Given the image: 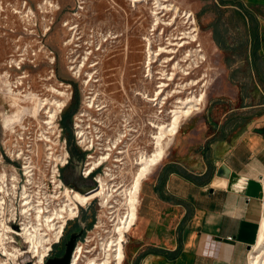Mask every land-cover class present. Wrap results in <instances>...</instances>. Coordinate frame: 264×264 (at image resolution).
<instances>
[{
  "label": "rangeland",
  "instance_id": "obj_1",
  "mask_svg": "<svg viewBox=\"0 0 264 264\" xmlns=\"http://www.w3.org/2000/svg\"><path fill=\"white\" fill-rule=\"evenodd\" d=\"M49 1L59 4V7H51L47 0H0V167L4 166L9 173L12 172L16 161L5 153V149L12 151L17 146L26 148L29 144H32L35 150H39V156L34 158V163L43 165L47 147L49 145L54 148L60 147L59 143L64 137L67 138L69 148L76 158L79 152L77 140L79 131L82 130L85 132V143L91 146L94 141V149L97 146H109L118 142L117 149L112 148L113 153L119 149L125 150L121 154L126 155L125 166L116 162L119 165L116 168L112 166L116 170L111 172L117 175L116 179L119 181L117 183H124L129 187L141 165L135 164V159H139L141 155H149L155 149L156 139L152 132L157 131V127L149 122L161 121L147 114L153 107L137 97L136 91L142 89L145 83L149 93H153L159 80H167L159 77H167L174 72L175 80L169 81L171 85L166 89L181 90L179 96L186 98L192 95L193 91L199 92L202 84L208 80L203 87L207 92L206 99L200 108L189 116L202 111L209 96L214 92L219 68L214 52L207 42L202 1L173 0L182 9L194 11L199 26V41L181 46V43L189 40L188 37H184L183 32L189 30L190 25L182 15L178 16L172 26L163 24L158 32L165 28V35L161 41L154 44V49L157 50L151 65L157 77L154 82L145 75L149 66L144 39L154 32L152 3L147 4L143 0L137 3L132 0ZM165 2L172 3L171 0ZM16 8L23 10L24 14H29L30 18L28 16L22 18L16 13ZM161 15L165 21H169L175 16V11L165 9ZM66 23L74 26V29H69ZM70 38L74 39L73 44L67 45L66 41ZM199 44L207 59L200 62V66L195 64L189 66L192 58L189 59L187 56L188 49ZM99 46L102 48L97 49ZM160 46L165 47L163 52L159 51ZM87 50L94 52L90 55L89 64L81 71V75H78L74 73L77 70L73 67L77 63L80 64ZM94 62L99 63L96 67L90 66ZM178 62L181 65L176 67ZM184 68L186 69L183 70ZM91 71L95 72L98 81L87 84L85 83L87 72ZM203 78L206 80H202ZM192 80L199 83L196 85ZM187 83L189 84L186 85ZM53 88L65 94L57 93ZM55 99L64 101V104L52 118L51 109L55 107L52 101ZM90 100L100 104L102 109H91L88 106ZM176 103V97H172L162 108L164 121L170 120ZM18 105L23 106L21 116H16ZM69 108L73 114L72 119H67L69 127L65 130L62 118ZM189 116L184 117L181 122ZM5 118L10 120V128L5 126ZM48 121L54 122L50 124ZM61 128L63 135L59 142L56 134ZM23 131H26V134ZM29 131H32L33 138L27 137ZM43 134L49 135L51 141L39 140ZM69 140L72 141L71 144ZM121 155L118 157H122ZM14 157L16 158V155ZM76 166L74 161V164L65 168L66 181L78 183V178L74 177ZM105 186L107 189L112 188L109 183H105ZM116 198L118 199V196ZM97 200L103 204L100 211L94 202L90 208L91 212L86 214L85 210L83 212L81 210L80 216L69 222L67 234L75 232L78 223L80 226L76 232L79 234L78 237H81L72 250L71 259L80 244L92 249L93 252L96 250L100 252L101 242L111 235V231L105 232L104 228L113 229L114 224L108 211L112 208L105 206L102 199ZM120 201V204H116L118 206L116 214H123V211L127 210L126 203H123L122 199ZM96 213H99V217L96 216L94 220ZM93 220L94 222L99 220L97 222L99 227L90 225ZM85 225H88V230L82 233ZM134 233V230L126 233L125 258L122 264H127ZM10 245L8 244L7 248L13 250ZM56 248L59 247H54ZM2 259H11L10 264H13L15 257L2 256Z\"/></svg>",
  "mask_w": 264,
  "mask_h": 264
},
{
  "label": "crops",
  "instance_id": "obj_2",
  "mask_svg": "<svg viewBox=\"0 0 264 264\" xmlns=\"http://www.w3.org/2000/svg\"><path fill=\"white\" fill-rule=\"evenodd\" d=\"M200 1L217 82L142 180L127 264H249L259 238L264 0Z\"/></svg>",
  "mask_w": 264,
  "mask_h": 264
},
{
  "label": "bare ground",
  "instance_id": "obj_3",
  "mask_svg": "<svg viewBox=\"0 0 264 264\" xmlns=\"http://www.w3.org/2000/svg\"><path fill=\"white\" fill-rule=\"evenodd\" d=\"M132 1L134 3H137L138 1H142V0H132ZM143 1L146 2L147 4L152 3L153 5L152 14L154 16L153 17L154 19L152 23V31L154 32L145 36L144 39L146 40L145 47H146V53H147V62L149 66V68L147 69V73L145 75L148 77V79L150 77L151 81L154 82L157 79V77L155 76V72L153 68L151 67L154 61L153 60L154 54L157 51L154 49V44L155 42L162 40L163 36L165 35V30H166L165 28H162L161 32L159 33L158 32L159 28L163 24H167L171 26L174 25L178 16L182 15L185 19H187V21L186 20L185 21L187 23H190L188 27L189 30L183 32L185 34L184 37L189 38L188 41L181 43V46H185L186 44H192L193 42L199 41V26L196 22L194 11L182 9V7L174 3L173 0H171L172 3L165 2V1H170V0H143ZM47 2H49V5L51 7L52 6L59 7V4H54L52 3V1L47 0ZM81 7L82 5H80V8ZM165 9L175 11V16L169 21H165V19L161 15V12H163ZM16 13H19L22 18L25 16H28V18H30L29 17L30 15L24 14L23 10H19L16 8ZM66 26H69V24L66 23ZM69 29L73 30L74 26L70 25ZM184 37H181V38H184ZM73 38H70L69 41H66V44L67 45L73 44V41H74ZM106 40H109V38H106ZM76 45L78 46V44ZM199 46H201V44H199L195 48L188 49L187 56L189 59L192 58L191 62L189 63V66L193 64H195L196 66H200L199 63L204 62L207 59L206 54L203 52V48ZM101 48L102 46H99L97 49H101ZM164 50H165V47L160 46L159 51L163 52ZM93 52L94 50H87L86 55L84 56V59L81 60L80 64L77 63V65L73 67L77 70L74 73H78V75H81V71H83V69L89 64L88 60L90 59V55ZM98 63L99 62H94L90 66L96 67ZM180 65L181 64L178 62L176 67ZM185 69L186 68H184L183 70ZM163 74H166V73H163ZM174 74L175 73L173 72L170 75H167V77L160 76L159 78L161 79L166 78L167 80L166 81L159 80L157 82V85L153 93H149L148 87L145 85V83L142 89H139L136 91L137 97L141 98L143 101H145V103L150 104L151 107H153V109H151L152 111L149 110L147 114L150 117L154 116L161 121L156 123V121L151 120L149 122L153 126L157 127L156 129L157 131L152 132V134L154 135V138L156 139V141L154 142L155 149L149 155L148 154L141 155L140 157L141 159L137 161V163L141 165L139 166V169L137 170V172L134 174V177H133V180L130 186L125 187L124 189L123 194H125V197H126L125 203L128 207L127 214L124 215V214L119 213L118 216L113 219V224H114L113 229L108 228L109 231L108 229H106L108 233L111 231L110 232L111 235L109 238L101 242V246H100L101 250L99 253H97L96 255L95 253L87 254L89 253V251L88 252L86 251L87 248H85L83 244H80L76 248L71 264H122L123 263V260L125 258L124 241L126 239V233L131 230L133 224H135L137 217H138V202H139L140 188H141V183H142L143 178L163 158L172 136L177 133V129H178V126L181 120L184 117L192 114L196 109H199L200 105H202L203 101L206 99V90H204L203 87L204 85H206L208 80H206L205 78L202 79V80H206L204 84H202L203 85L202 89L199 92H195V93L193 91L192 95H188L186 96V98L179 96L181 90H178L176 88L174 90L173 89L167 90L166 88L171 85L169 81L175 80ZM91 81H95V82L98 81L97 77L95 76V72H92V71L87 72L85 83L89 84ZM194 82L195 80H192V83ZM195 83L197 85L199 82H197L196 80ZM188 84L189 83H187L186 85ZM53 89H55L57 93L65 94V92L58 91L56 88H53ZM172 97H176V102H177L176 108L172 109L173 114L170 116V120L166 122L164 121V118L162 116L163 115L162 112L164 111L162 108L166 106L169 99ZM52 104L55 105V107L51 109V114H52L51 117L54 118L56 115V112L64 104V101L55 99L54 101H52ZM88 106L91 109L94 108L95 110L102 109V106L98 104L97 102H95L94 100L88 101ZM22 107H23L22 105L17 106L16 116H21L23 114ZM35 111L36 110H34V112ZM48 122L51 124L54 121H48ZM5 126L7 128H10L9 127L10 120L8 118H5ZM79 133L82 134L81 137L82 136L85 137L84 131L80 130ZM120 138H121V135H120ZM46 140L51 141V138L46 136ZM117 143L118 142H114V145L111 144L110 147L111 148L116 147ZM7 178H8V172L4 168L0 172V180L2 182H5ZM262 181H264V176H263ZM2 186L3 185L0 184V189H2ZM66 194H67V204L70 208V212L74 214L76 211H74L73 209L76 208L78 202L85 204L86 202H88L89 199L97 197V196H101L105 206L108 207L109 200H110V197L113 195V192H111V188L110 189L106 188L104 180H102L101 188L90 194H84L78 190L71 191L70 189L66 190ZM101 221L103 222V220ZM30 223H31V220L28 223H24V235L30 241L33 251L37 249V253L39 254L40 259H42V257L45 255V249L41 251L39 246L40 244L43 245L44 236L39 233L38 227H35L36 231L33 232L31 228L29 227ZM45 223L51 229L55 227L56 225L55 222H52V219L50 216H48V219L46 220ZM6 229L8 230L11 228L6 227ZM8 234L9 233L5 232L2 228H0V243L4 245L3 250L6 253L11 254V255H16V252H13V250H9L7 248L8 246L5 244L6 243L5 236H7ZM54 235L50 234L49 237H57V233H55ZM41 262L42 260L35 262V264H41ZM249 264H264V216H263V220L261 224L259 238L251 252Z\"/></svg>",
  "mask_w": 264,
  "mask_h": 264
},
{
  "label": "built area",
  "instance_id": "obj_4",
  "mask_svg": "<svg viewBox=\"0 0 264 264\" xmlns=\"http://www.w3.org/2000/svg\"><path fill=\"white\" fill-rule=\"evenodd\" d=\"M45 121L47 122V120ZM62 131L63 128L56 134L59 142L62 140ZM47 132L49 133V131ZM23 133L26 134V131H23ZM81 135L82 134L79 133V144L85 143L86 140L84 136L81 137ZM45 136L50 137L49 135L43 134L39 140L46 141ZM27 137L33 138L32 131L28 132ZM21 138H23V136H21ZM59 144L60 147L54 148L52 145L47 147L45 163L43 165L34 163V158L39 156V150H35L32 144L28 145V147L32 148L17 146L14 150L12 149V151L5 149V153L10 155L14 162H21L22 165L20 167L14 163V170L9 173L6 181L2 183L0 180V183L3 184L2 189H0V227L5 232L9 233L5 236V244L7 246L11 244L10 246L13 252H16V255L6 253L3 250L4 245L0 243V264L12 263V258L2 259V256L9 255L15 257L13 264H35L36 261L41 260V264H45L54 246L63 238L68 223L79 216L81 206L85 205L78 203L76 208L73 209L76 212L74 214L70 212V208L67 204L66 190L74 189L65 182L63 178V168L69 163L71 155L65 137ZM93 144L94 141L91 143V146L85 143L89 154L87 160L83 163L82 174L87 178L93 175L95 171L100 170L101 172H98L94 176L91 185H95L100 189L102 180H104V183L110 184L113 195L109 200L108 208H112L109 214L113 220L119 214H116V209L118 207L116 204H120L121 199L123 203L126 202L125 194H123L126 186L124 183H117L119 182L117 180L118 178L116 179L117 175L113 174L111 171L116 170L113 169V167L116 168L119 165L116 162L125 166L126 155H121L125 150L119 149L116 150L117 152L113 153L114 151L110 145L97 146L94 149ZM116 147L115 149H117ZM112 154L117 155L114 156V160L111 162ZM119 154L122 157H118ZM14 155H16V158ZM140 159V157L139 159H135V164H137V161ZM20 170H23L21 174L18 173ZM114 192H116V194H114ZM116 196H118V199ZM97 198L102 199L101 196H97ZM101 205H103L102 202ZM126 208L128 209V207ZM123 212L124 215L127 214V210ZM48 216H50L52 222L56 224L52 229L45 223ZM30 220L31 223L29 227L31 230L35 232V227H38L39 233L44 236V246L42 244L39 246L41 251L45 249V255L42 259H40L37 249L33 251L30 241L24 235V223H28ZM6 227L12 230H7ZM55 233H57V237H49L50 234L54 235ZM88 241L89 240H87V242ZM86 251L93 252L92 249H86ZM95 252L96 251L93 253ZM71 263L72 259L70 264Z\"/></svg>",
  "mask_w": 264,
  "mask_h": 264
},
{
  "label": "flooded vegetation",
  "instance_id": "obj_5",
  "mask_svg": "<svg viewBox=\"0 0 264 264\" xmlns=\"http://www.w3.org/2000/svg\"><path fill=\"white\" fill-rule=\"evenodd\" d=\"M63 119V118H62ZM66 138V137H65ZM85 138V137H84ZM67 139V138H66ZM70 141V140H69ZM71 143H72V141H71ZM70 143V144H71ZM67 144H68V140H67ZM77 145L79 146V152H78V156L75 158V156H73V153H72V150L69 148V145H68V150H69V153H70V161H69V163L66 165V167L67 166H70V165H72V164H74V161H76V164H77V166H76V170H75V172H74V177L76 176L77 178H78V180H77V182L78 183H74L73 181H66L65 180V177H64V170H65V168L66 167H64L63 168V178H64V180H65V182L67 183V185H70L74 190H78V191H80L81 193H84V194H90V193H92V192H95L96 190H98L99 189V187H96L95 185L93 186V185H91V183H92V180H93V178H94V176L98 173V172H101L100 170H97V171H95L94 172V174L93 175H91L90 177H84L83 176V174H82V168H83V163L87 160V156H88V154H89V152H88V150L86 149V146H85V143H83V144H79V140H77ZM77 146V147H78ZM117 152V151H116ZM113 155V154H112ZM114 160V156H112V159H111V162ZM16 165H19L20 167H21V165H22V163L21 162H16ZM5 167L4 166H1L0 167V172L4 169ZM22 171L23 170H20L18 173L19 174H21L22 173ZM8 172V171H7ZM8 176H9V172H8ZM73 190V191H74ZM93 199V200H92ZM98 198L97 197H94V198H91V199H89L88 200V202H86L85 203V205H82L81 206V208H80V212H79V216H80V214H81V210H82V212L84 211V212H86V214L87 213H89V212H91V206H92V204H94V202H96L95 204L96 205H98L99 207H98V209L97 210H99L100 211V207H102V205H101V202H99L98 200H97ZM78 203H80V202H78ZM80 206V205H79ZM83 207H86V209H82ZM115 210V209H114ZM113 210V211H114ZM108 211H110V210H108ZM115 213V212H114ZM99 215V213H96L95 215H94V220H95V218H96V216H98ZM78 216V217H79ZM115 216V215H114ZM99 217V216H98ZM94 220L90 223V225H94V227H99L98 226V224H97V222L99 221H97V222H94ZM113 221V220H112ZM99 223H101V222H99ZM68 225H69V223H68ZM68 225H67V228H66V230H65V233H64V235H63V238L61 239V241L59 242V243H57L54 247H59V248H56V249H53V251L50 253V255L48 256V258L49 257H54V256H56V255H63L64 254V252H65V249H66V243H67V241H68V239H69V235L70 234H67V229H68ZM79 226H80V224H78L77 223V225H76V227H77V230L79 229ZM106 229H108V228H106ZM106 229L104 228V231L106 232ZM88 230V225H85L84 227H83V229H82V233H84L85 231H87ZM108 231H109V229H108ZM80 239H81V237L79 236L78 238H77V240H76V243H77V241H80ZM75 243V244H76ZM97 251L99 252V250H96V252H95V254L97 253ZM47 258V259H48ZM46 259V260H47ZM71 262V261H70ZM45 264H46V262H45ZM70 264V263H69Z\"/></svg>",
  "mask_w": 264,
  "mask_h": 264
},
{
  "label": "water",
  "instance_id": "obj_6",
  "mask_svg": "<svg viewBox=\"0 0 264 264\" xmlns=\"http://www.w3.org/2000/svg\"><path fill=\"white\" fill-rule=\"evenodd\" d=\"M221 172L222 173H224V172L228 173V171L225 169V166H222L220 173ZM76 231L69 235V239L66 243V249H65L64 254L63 255H56L54 257H49L46 260V264H69L70 263L71 253H72V250L75 246L76 240H77L78 235H79L77 233L78 231L77 232ZM75 233H77V234H75ZM27 264H30V263H27Z\"/></svg>",
  "mask_w": 264,
  "mask_h": 264
},
{
  "label": "trees",
  "instance_id": "obj_7",
  "mask_svg": "<svg viewBox=\"0 0 264 264\" xmlns=\"http://www.w3.org/2000/svg\"><path fill=\"white\" fill-rule=\"evenodd\" d=\"M72 114L73 112L70 111V108L67 109L65 112H64V115H63V121H62V125L63 127L65 128V130H68V123H67V119H72ZM70 143H71V140H70ZM76 147V146H75Z\"/></svg>",
  "mask_w": 264,
  "mask_h": 264
}]
</instances>
